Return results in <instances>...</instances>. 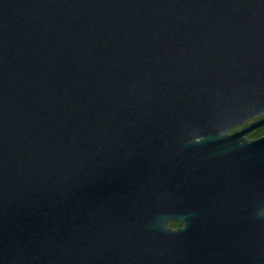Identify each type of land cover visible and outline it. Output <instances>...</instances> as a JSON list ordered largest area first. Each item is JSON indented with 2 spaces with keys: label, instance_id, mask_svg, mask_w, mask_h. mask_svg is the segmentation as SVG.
<instances>
[{
  "label": "water",
  "instance_id": "obj_1",
  "mask_svg": "<svg viewBox=\"0 0 264 264\" xmlns=\"http://www.w3.org/2000/svg\"><path fill=\"white\" fill-rule=\"evenodd\" d=\"M258 115L264 0H0V264H264Z\"/></svg>",
  "mask_w": 264,
  "mask_h": 264
},
{
  "label": "flooded vegetation",
  "instance_id": "obj_2",
  "mask_svg": "<svg viewBox=\"0 0 264 264\" xmlns=\"http://www.w3.org/2000/svg\"><path fill=\"white\" fill-rule=\"evenodd\" d=\"M262 119H264V116H260V115L255 116L253 119L248 120L247 122H244L241 126H237L233 129H231L227 133V135H231L233 133L245 131V129H247V127L253 125L256 122H259ZM262 137H264V124L257 126L251 130L245 131V133L243 134V139H246L247 141H253V140H256V139H259ZM178 225H180V224H178ZM172 229H177V228H172Z\"/></svg>",
  "mask_w": 264,
  "mask_h": 264
},
{
  "label": "clouds",
  "instance_id": "obj_3",
  "mask_svg": "<svg viewBox=\"0 0 264 264\" xmlns=\"http://www.w3.org/2000/svg\"><path fill=\"white\" fill-rule=\"evenodd\" d=\"M175 228H183V225H174Z\"/></svg>",
  "mask_w": 264,
  "mask_h": 264
},
{
  "label": "trees",
  "instance_id": "obj_4",
  "mask_svg": "<svg viewBox=\"0 0 264 264\" xmlns=\"http://www.w3.org/2000/svg\"><path fill=\"white\" fill-rule=\"evenodd\" d=\"M174 225H178V224H175V223L170 224V227L175 228Z\"/></svg>",
  "mask_w": 264,
  "mask_h": 264
}]
</instances>
